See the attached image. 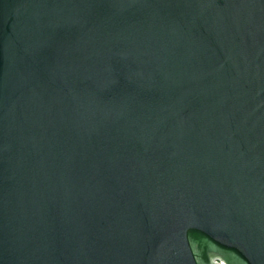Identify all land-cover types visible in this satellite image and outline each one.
Listing matches in <instances>:
<instances>
[{
    "label": "water",
    "instance_id": "1",
    "mask_svg": "<svg viewBox=\"0 0 264 264\" xmlns=\"http://www.w3.org/2000/svg\"><path fill=\"white\" fill-rule=\"evenodd\" d=\"M0 264H264V0H0Z\"/></svg>",
    "mask_w": 264,
    "mask_h": 264
}]
</instances>
